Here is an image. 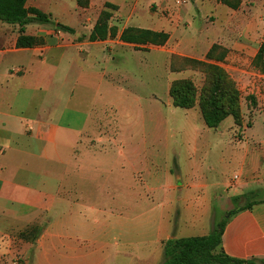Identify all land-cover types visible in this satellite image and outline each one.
Segmentation results:
<instances>
[{"label":"crops","instance_id":"1","mask_svg":"<svg viewBox=\"0 0 264 264\" xmlns=\"http://www.w3.org/2000/svg\"><path fill=\"white\" fill-rule=\"evenodd\" d=\"M68 1L26 0L54 24L77 17L62 24L73 34L26 25L42 39L30 48L0 21V264H161L163 242L221 220L223 252L264 264V132L209 129L197 104L169 97L174 80L198 89L203 76L171 71L173 56L215 63L240 94L264 97V0ZM105 4L114 36L90 41ZM126 28L168 39L127 44ZM213 46L221 60H207ZM124 111L133 120L119 124Z\"/></svg>","mask_w":264,"mask_h":264},{"label":"trees","instance_id":"2","mask_svg":"<svg viewBox=\"0 0 264 264\" xmlns=\"http://www.w3.org/2000/svg\"><path fill=\"white\" fill-rule=\"evenodd\" d=\"M230 8H236L239 0H221ZM26 0H0V21L6 24L18 26V37L15 46L17 48H30L42 44V39L25 35V26L31 23L54 24L48 14L35 9L26 8ZM80 5V3H79ZM84 5V4H83ZM82 6V4H81ZM109 4L104 5L98 20L93 27L89 40H103L114 36V29L108 27L113 10ZM56 27L73 34L71 28L54 24ZM120 41L133 45H163L168 35L162 32L126 28L122 31ZM224 51L213 46L207 54V60L214 58L221 60ZM260 57V56H258ZM177 62L184 63L194 68L203 75V84L200 91L197 90L191 80H174L169 89V97L175 108L191 109L198 105L205 126L215 129L227 117H232L234 123L241 120L240 94L234 82L227 73L217 64L208 61H197L173 56L171 58V71H178ZM182 70V69H181ZM237 200V199H235ZM234 211L229 212V215ZM225 220L215 224L209 235L204 237L171 238L163 242V261L161 264H254V261H243L227 256L221 248V236Z\"/></svg>","mask_w":264,"mask_h":264},{"label":"rangeland","instance_id":"3","mask_svg":"<svg viewBox=\"0 0 264 264\" xmlns=\"http://www.w3.org/2000/svg\"><path fill=\"white\" fill-rule=\"evenodd\" d=\"M64 2L68 3V0H63ZM77 3L80 5L84 4L85 5V0H77ZM73 6V4H72ZM78 13V12H77ZM76 13V14H77ZM77 17L74 16L73 14L70 13L69 16H67L66 19L61 20V23L64 25H74L76 23ZM93 19H91L88 24L83 22L82 20H79L77 25H92L93 24ZM98 20V19H97ZM61 24V25H62ZM176 68L179 70H193L191 66H188L184 63L177 62ZM198 72V71H196ZM199 73V72H198ZM196 83L199 85V88L197 89L200 91L201 86L203 84V76L200 74H197L196 77ZM195 83V84H196ZM240 94V93H239ZM240 115H241V120L238 123L239 125H236V129L234 131V134L237 138L242 136V132L248 128L253 127L251 132L253 134H262L264 132V123L262 122L264 120V97L260 99L258 95L254 94H248V95H243L240 94ZM181 111V110H180ZM116 120L119 124H125V121L130 122L133 119V114L130 111H124L123 113H116ZM232 117H227L225 120L222 121V123L219 125V129L224 130L225 128L229 127L232 125ZM238 205L235 203V208H237ZM233 209V210H234ZM229 215V213H227Z\"/></svg>","mask_w":264,"mask_h":264},{"label":"built area","instance_id":"4","mask_svg":"<svg viewBox=\"0 0 264 264\" xmlns=\"http://www.w3.org/2000/svg\"><path fill=\"white\" fill-rule=\"evenodd\" d=\"M181 3H183L184 2V0H179ZM234 179H236V177H234Z\"/></svg>","mask_w":264,"mask_h":264}]
</instances>
